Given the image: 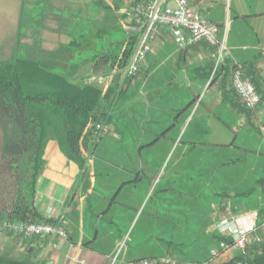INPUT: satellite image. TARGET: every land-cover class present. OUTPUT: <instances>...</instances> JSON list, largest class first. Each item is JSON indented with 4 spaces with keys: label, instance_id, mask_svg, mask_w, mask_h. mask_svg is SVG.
I'll list each match as a JSON object with an SVG mask.
<instances>
[{
    "label": "trees",
    "instance_id": "obj_1",
    "mask_svg": "<svg viewBox=\"0 0 264 264\" xmlns=\"http://www.w3.org/2000/svg\"><path fill=\"white\" fill-rule=\"evenodd\" d=\"M220 33L218 40L222 37ZM76 42L72 41L71 46ZM136 44L137 36L131 34L119 52L102 49L92 57L90 72L106 68L107 75L112 77L105 92L97 84L82 79L74 81L72 71L56 73L50 65L27 57L16 55L0 63V118L12 123L11 133L0 148L1 225L3 221L59 223L42 216L34 206L37 177L44 168V149L50 140L59 144L79 170L87 174L92 168L98 185L115 180L97 215H102L104 222L111 221L109 225L119 235L123 233V225L107 216L108 207L113 204L125 207L131 226L142 202L136 206L130 198H134L139 188L147 197L167 161L131 229L144 215L146 226L140 228L133 243L144 239L153 244L158 242L165 248V254L132 257L135 262L171 257L181 264L180 258L197 251L205 237L207 246L214 243L220 251L221 243L232 246L231 238L219 235L214 226L210 236L198 233L190 244L175 243L173 235L178 222L187 223L190 212L204 210L213 225L226 208L234 216L255 210L263 217L264 138L259 129L264 130V119L258 120L257 109L264 106V79L256 65L240 66L223 54L222 63L215 67L213 57L217 47L202 41L199 45L208 58L201 65L184 66L183 54L189 48L179 51L175 67L171 60L162 62L149 54L137 73H141V81L132 88L134 77L128 75L127 68ZM235 70L250 80L259 95L256 109H247L231 88ZM206 86L207 91L216 89L221 93L233 111L231 116L227 118L223 113L227 104L211 107L204 102ZM138 87L148 96L143 124L137 118L127 117V102L132 90ZM100 123L114 128L115 140L94 135L95 125ZM223 129L231 132L230 142L211 139L213 131L221 136ZM110 143L113 148L107 149ZM101 145L113 156V170L97 153ZM85 152H89L88 157ZM88 160L92 166L87 164ZM154 230L161 235H152ZM164 233L168 239L162 236ZM256 236L261 237V242L236 249L240 254L229 264L240 261L264 264V234ZM211 258L212 252L204 251L194 264L208 263Z\"/></svg>",
    "mask_w": 264,
    "mask_h": 264
},
{
    "label": "crops",
    "instance_id": "obj_2",
    "mask_svg": "<svg viewBox=\"0 0 264 264\" xmlns=\"http://www.w3.org/2000/svg\"><path fill=\"white\" fill-rule=\"evenodd\" d=\"M135 1L137 0H27L26 5L30 8L27 20L34 21L35 16L41 15L43 23L35 34L32 31L35 27L34 22L23 32L24 37H31V34H34L33 40L38 43L32 44L33 40H31V43L20 47L21 38L19 40L18 35H21L22 8L25 0H11L14 12L10 19L9 37L12 38L8 48H5L7 56L2 62L10 60L16 54L27 57L33 62H42L49 58L60 71L64 69L67 71L70 67L72 78L80 80L79 75L82 73L78 71L79 66L86 64L91 66L92 57L102 50L101 35L96 26L98 22L105 20L106 25L112 23L113 26L107 25L110 30L120 25L124 31L132 34L129 15ZM188 1L199 14L203 16L206 14L218 27L221 36L225 39L224 54L232 63H238L240 66L255 64L258 73L264 79V0H252L253 2L248 5L250 13H246L247 7L244 8L243 4L239 3L229 9L226 20L222 19V14L217 11L216 4H209L203 0ZM40 3L44 10L38 12L35 9V13L32 6H38ZM107 14L113 15V19L106 20ZM213 14L216 18L211 17ZM161 33L153 44L154 49L151 54L156 55L162 62L171 60L175 67L180 49L174 46L167 30ZM164 35L167 38L163 37ZM72 41L77 42L71 46ZM27 54L32 58L26 56ZM183 55L184 66L187 68L199 66L208 58L207 52L199 42L191 45ZM39 58L41 60H38ZM204 89L203 94L206 95L203 100L211 107L220 106L221 103L227 104L216 89L207 91V86ZM262 108L264 114V106ZM232 112L228 104L223 109L227 118ZM44 151V168L37 177L34 206L42 216L57 220L67 238L53 236L22 241L7 236L0 225V264H140L127 258L128 249L125 256L114 259L115 248L126 235L123 230L125 228L128 230L130 227L126 208L113 204L107 209L109 210L107 216H111L114 222L125 224L121 226L122 235H119L115 227L109 225L111 221L104 222L101 220L102 215H97L104 207V198L111 193L115 180L98 185L92 168L87 174L84 170H79L77 164L69 159L55 140H50ZM84 156L87 157L86 152ZM87 164L93 165L91 160H88ZM130 200L134 202L133 197ZM142 200L140 198L138 203ZM253 212L256 211L249 213ZM117 218L119 220L124 218L123 222H118ZM260 219L259 217L258 222ZM187 221L185 224L182 220L178 222L173 235L175 243L187 245L198 233L207 236L213 233V222L204 210L189 215ZM256 230L255 235L263 234L259 227ZM138 235L136 233V237ZM97 241L100 242L99 245H96ZM210 246L212 258L205 264H229L232 258L240 254L234 248L220 251L214 243ZM203 252L199 247L197 251L183 256L179 261L181 264H194L197 258H201Z\"/></svg>",
    "mask_w": 264,
    "mask_h": 264
},
{
    "label": "built area",
    "instance_id": "obj_3",
    "mask_svg": "<svg viewBox=\"0 0 264 264\" xmlns=\"http://www.w3.org/2000/svg\"><path fill=\"white\" fill-rule=\"evenodd\" d=\"M132 5L129 19L131 32L137 36V44L127 68L129 76L134 77L145 64L146 58L153 52V44L159 39L163 29L167 30L174 46L180 50L190 48L191 45L203 41L217 47L218 62L225 53L224 36L218 40L217 26L205 15L199 14L188 0H141L135 1ZM233 73L231 88L236 93L239 102L249 110L256 109L260 104V98L250 80L238 70ZM106 131V127L96 124L94 135ZM262 216L258 222L257 212L239 213L234 216L230 209L226 208L224 215L214 225V230L221 236L230 237L232 246L229 247L221 243L219 244L220 249L243 250L250 244L260 243L261 237L254 233L259 227L264 234V214ZM2 229L10 237L22 241L53 236L67 238L60 224L3 221ZM140 264H178V262L171 257H165L151 261L142 260ZM235 264L249 263L240 261Z\"/></svg>",
    "mask_w": 264,
    "mask_h": 264
},
{
    "label": "rangeland",
    "instance_id": "obj_4",
    "mask_svg": "<svg viewBox=\"0 0 264 264\" xmlns=\"http://www.w3.org/2000/svg\"><path fill=\"white\" fill-rule=\"evenodd\" d=\"M10 1L11 0H0V63L2 61H4L5 57L7 56V52L5 51V48L6 49L8 48L7 46H8V44L12 38V37H9L11 35L10 34V25H11L10 19H11L13 12H14V9H13V5ZM203 1H205L206 3H209V4H216L217 5V11L218 10L220 11V13L222 14V19H225V20H226L225 17L229 13V9L234 8L239 3H242L244 8L247 7L245 10L246 13H250L248 5L253 2L252 0H203ZM26 2H27V0H25V6H24L25 9H24L23 18L21 20L22 26H21V35H20V37H21L20 47L23 45L31 43L30 41L33 40V38L35 36L34 34L37 31V28H40L42 23H43L42 22L43 19H42L41 15L35 16L34 21L32 20L29 22L27 20V16H28L27 13H28V10L30 8H28V6L26 5ZM32 8H34L35 13H36V10L38 12H41L42 10H44L43 5L41 3L35 7L32 6ZM107 15L109 17L106 16L107 17L106 20L108 18L113 19V15H111V14L110 15L107 14ZM205 16L209 20H211L210 17H208L206 14H205ZM211 17L216 18L214 14L211 15ZM110 20H108V21L110 22ZM32 22H34V25H35V27L33 26L34 29H32L34 34H31V37L30 36L24 37L25 35H23V32L26 30L27 27H30V24H32ZM104 22H105V20L103 22L102 21L98 22V24L96 25V26H98V30L100 33L99 35H101V37H100V41L102 44L101 49H105V50L109 49V51L117 53L121 49L120 47H122V44H124L129 39L131 34L124 31L120 25H118L117 27H114V30H110L109 28H107V25L113 26L112 23H107V25H106ZM36 25L38 27H36ZM163 37L167 38L166 35H164ZM36 43H38V41L37 42L35 40L32 41V44H36ZM22 54L24 55V53H22ZM26 56L30 57L31 55L27 54ZM217 57H218V51H217V54L213 57V60L215 61V67H218L223 61V59L221 57L220 61L218 62ZM30 58H32V57H30ZM38 60H41V59L39 58ZM5 61H7V60H5ZM42 62L45 65H50L51 67H53V71L56 73L69 72L72 70V69L70 70V67H68L67 71L65 69L60 71L59 68L54 63H52V59H49V58H48V60H44ZM78 71L80 73H82L79 76L81 77L82 80H84V82L89 83V84H91V83L97 84L99 87H101L103 92L106 91L107 87L109 86V84L112 80L111 77H108L107 74H109V73H108L106 68L105 69H99V71L97 73H92V72H90V66L86 64V65L79 66ZM141 78H142L141 73L134 76V82H132V84H131L132 88H134L133 87L134 84L136 85L139 81H141ZM73 80L76 81L75 79H73ZM140 85H141V83H140ZM147 100H148V96L145 94V91H143V89H140V87H138L137 89L132 90V96L127 102V107L129 108V114L127 115V117L129 118L130 116H132L133 118H137L143 124L146 120L144 118V111H145V109H144L145 105L144 104H145V101H147ZM257 116H258L259 121L263 120L264 114H263V108L261 106L258 107V109H257ZM100 125L103 127H106L107 131L105 133H99V134L97 133L96 137L99 135H103L105 137H110L114 140L116 139L117 134H116V132L112 126H109V125L105 126L102 123H100ZM11 130H12V123L8 119L6 120V119L0 118V148H1L2 144L4 143L5 139L7 138V136L10 135ZM259 130H262L261 134L263 136L262 138H264V130L261 128ZM223 131L224 132L221 134V136L218 135L219 137L217 136V131H213L214 136L211 137V139H213L214 141L215 140H220V141L223 140L226 142H230L232 139L231 132L226 131L225 129H223ZM111 144L112 143L106 145L107 149L113 148ZM262 145L264 146V139H263ZM98 149L99 150L97 153L99 155L103 156L111 164V165L108 164V166L111 170H113V168H114L112 165V164H114L113 163V161H114L113 156H111L110 152H108V154L105 152L104 145H101ZM88 153L89 152H86L87 157L89 156ZM119 153H121V151ZM159 155H161V153H159ZM0 158H1V152H0ZM166 163H167V161H166ZM166 163L162 166V169L157 174V178H156L157 181L160 177V174L162 173V170L165 168ZM108 166H107V168H108ZM263 177H264V174H263ZM152 185H153V183H152ZM154 185H153V187H154ZM150 190H151V188L149 189L148 196L145 198H144L145 192L141 188H139L138 193H135V195H134L133 204L136 206H138L139 199L144 198V200H142V204H141V208L139 209V213L142 210V208L144 207V203L146 202L147 198L152 193V190L151 191ZM162 208L166 209L164 206H162ZM196 212H190V214L195 215ZM139 213L134 217V222L131 224L129 229L128 230L126 228L124 229L123 232H126L125 233L126 235L120 241V243L116 246L114 259H116L117 257L122 258L123 256H125L127 249H129V252L127 254V258H132V257L140 258L143 256L150 257V256H154V255L161 256V255L165 254V248L162 247L161 244H159L158 242L153 244L152 241L144 239V240H140V242H137V244L133 243L132 239L135 237L136 233H138L140 231V228L146 226V223L143 219L144 218V215H143L140 217L139 222L137 223L134 230L133 231L131 230V229H133V226L137 221ZM178 219H181V218H178ZM118 222H120V221H118ZM122 225L124 226L125 224H122ZM151 234L152 235H155V234L161 235V233L157 232V230H154V232H152ZM162 236L165 239H168L167 234L164 233V234H162ZM99 241H97L96 245H99V243H100ZM206 241H207L206 237L201 240L200 246H201V249H203V251H209V249L211 248L210 244L208 246L206 245ZM108 244H110V242H108ZM138 249H140V250H138Z\"/></svg>",
    "mask_w": 264,
    "mask_h": 264
},
{
    "label": "water",
    "instance_id": "obj_5",
    "mask_svg": "<svg viewBox=\"0 0 264 264\" xmlns=\"http://www.w3.org/2000/svg\"><path fill=\"white\" fill-rule=\"evenodd\" d=\"M156 181H157V179L154 181L153 185L156 183ZM153 185H152V187H153ZM152 187H151V190H152ZM151 190H150V191H151Z\"/></svg>",
    "mask_w": 264,
    "mask_h": 264
}]
</instances>
